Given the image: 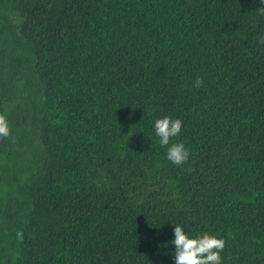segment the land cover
Segmentation results:
<instances>
[{
	"label": "trees",
	"instance_id": "obj_1",
	"mask_svg": "<svg viewBox=\"0 0 264 264\" xmlns=\"http://www.w3.org/2000/svg\"><path fill=\"white\" fill-rule=\"evenodd\" d=\"M260 7L0 0V264H174L175 225L264 264Z\"/></svg>",
	"mask_w": 264,
	"mask_h": 264
},
{
	"label": "clouds",
	"instance_id": "obj_2",
	"mask_svg": "<svg viewBox=\"0 0 264 264\" xmlns=\"http://www.w3.org/2000/svg\"><path fill=\"white\" fill-rule=\"evenodd\" d=\"M264 5V0H261ZM257 14L264 16V7L256 9ZM260 45H264V35L257 38ZM194 87L203 86V79L197 77ZM182 121L168 116L155 120L154 130L159 138L160 147L167 146L166 158L172 164L183 165L190 155L189 149L183 143H173L170 140L180 134ZM10 135V127L5 115L0 114V138ZM174 239L170 243L175 245L174 264H222L221 252L225 247V240L207 232L190 237L180 225H175ZM21 235L22 234H18Z\"/></svg>",
	"mask_w": 264,
	"mask_h": 264
}]
</instances>
